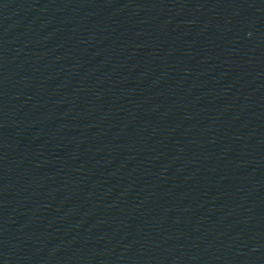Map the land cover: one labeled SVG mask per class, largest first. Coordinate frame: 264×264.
<instances>
[{
    "label": "water",
    "instance_id": "95a60500",
    "mask_svg": "<svg viewBox=\"0 0 264 264\" xmlns=\"http://www.w3.org/2000/svg\"><path fill=\"white\" fill-rule=\"evenodd\" d=\"M0 264H264V0H0Z\"/></svg>",
    "mask_w": 264,
    "mask_h": 264
}]
</instances>
